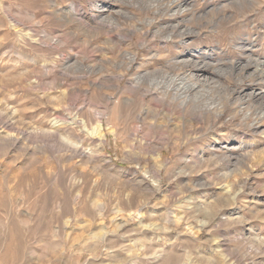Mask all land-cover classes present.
<instances>
[{"label": "rangeland", "instance_id": "rangeland-1", "mask_svg": "<svg viewBox=\"0 0 264 264\" xmlns=\"http://www.w3.org/2000/svg\"><path fill=\"white\" fill-rule=\"evenodd\" d=\"M0 264H264V0H0Z\"/></svg>", "mask_w": 264, "mask_h": 264}, {"label": "bare ground", "instance_id": "bare-ground-1", "mask_svg": "<svg viewBox=\"0 0 264 264\" xmlns=\"http://www.w3.org/2000/svg\"><path fill=\"white\" fill-rule=\"evenodd\" d=\"M176 13H177V12H176ZM176 13H175V14H176Z\"/></svg>", "mask_w": 264, "mask_h": 264}]
</instances>
